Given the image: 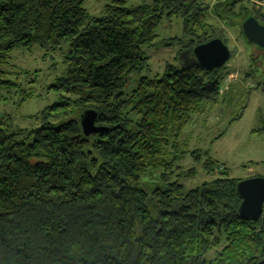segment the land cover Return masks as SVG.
<instances>
[{
  "label": "trees",
  "instance_id": "16d2710c",
  "mask_svg": "<svg viewBox=\"0 0 264 264\" xmlns=\"http://www.w3.org/2000/svg\"><path fill=\"white\" fill-rule=\"evenodd\" d=\"M84 1L0 0V101L18 95L21 105L33 95L27 85L35 72L15 70V49L36 43L57 52L64 66L47 87L57 100L26 117L33 125L0 117V264L264 259V203L257 220L241 219L240 180L207 151L187 152L179 141L193 114L205 104L231 103L238 89L230 84L219 94L229 71L201 67L193 46L213 37L227 44L223 27L244 37L249 15L264 25V0H110L99 16L88 14ZM171 19L179 20L180 34L164 45L177 42L184 63L144 76V48ZM258 85L264 92V67ZM86 109L105 130L83 134ZM186 155L194 164L188 168L181 164ZM200 161L205 174L217 168L218 176L184 187Z\"/></svg>",
  "mask_w": 264,
  "mask_h": 264
},
{
  "label": "rangeland",
  "instance_id": "374dc122",
  "mask_svg": "<svg viewBox=\"0 0 264 264\" xmlns=\"http://www.w3.org/2000/svg\"><path fill=\"white\" fill-rule=\"evenodd\" d=\"M109 1L87 0L82 5L91 16H99L103 5ZM140 1L130 0L128 4H137ZM210 22L218 28L223 27L214 17ZM161 27L155 44L144 48L149 65V70L141 73L144 76L162 74L168 63L177 67L184 63L185 53L177 55L180 48L177 42L164 45L169 41L168 38L179 36V20H166ZM223 31L227 38L226 45L233 53L224 65L223 69L228 70L229 74L222 86H226L227 90L230 84L231 88L238 84L235 91L237 95L230 92V97L234 96L231 103L221 101L215 106L205 104L200 113L193 114L179 141L187 152L194 149L207 151L209 156L225 168L229 178L241 180L253 176L264 177V92L261 85H258L263 75L264 52L246 42L237 28L223 27ZM10 63L14 65L15 70L35 72V76L29 77L33 78V82L27 85L31 87L33 95L21 105L16 103L18 95L0 101V117H9L8 124L29 128L33 124L26 117L57 100L58 96L47 87L56 77L63 74L64 66L57 52L49 51L36 43L30 48L15 49L10 54ZM248 71L250 75L246 78L244 73ZM135 79L136 77L132 76L128 80V92L134 87ZM181 164L185 168L194 165L188 155ZM195 169L194 177L181 181L184 187H195L218 176L217 168L214 173L205 174L201 161L196 162ZM153 176L154 174L146 179L153 181Z\"/></svg>",
  "mask_w": 264,
  "mask_h": 264
},
{
  "label": "water",
  "instance_id": "95a60500",
  "mask_svg": "<svg viewBox=\"0 0 264 264\" xmlns=\"http://www.w3.org/2000/svg\"><path fill=\"white\" fill-rule=\"evenodd\" d=\"M241 30L245 39L256 46L264 49V25L249 15L241 22ZM194 59L204 69H218L225 65L231 56V51L220 37L196 44L192 48ZM96 112L93 109H86L80 116V126L83 134L89 136L98 133L106 128L98 126ZM236 191L241 197L239 205V217L241 219L255 221L263 212L264 203V177L253 176L241 179L237 182ZM256 264H264L260 259Z\"/></svg>",
  "mask_w": 264,
  "mask_h": 264
},
{
  "label": "built area",
  "instance_id": "2783aa9c",
  "mask_svg": "<svg viewBox=\"0 0 264 264\" xmlns=\"http://www.w3.org/2000/svg\"><path fill=\"white\" fill-rule=\"evenodd\" d=\"M225 90H226V86H222L221 88H219L218 92H219V94H221Z\"/></svg>",
  "mask_w": 264,
  "mask_h": 264
}]
</instances>
